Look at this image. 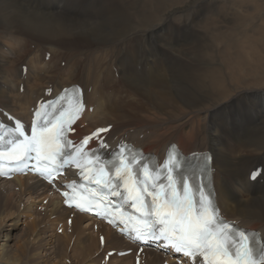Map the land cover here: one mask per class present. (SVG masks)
I'll return each mask as SVG.
<instances>
[{
  "label": "bare ground",
  "instance_id": "6f19581e",
  "mask_svg": "<svg viewBox=\"0 0 264 264\" xmlns=\"http://www.w3.org/2000/svg\"><path fill=\"white\" fill-rule=\"evenodd\" d=\"M1 38L14 50L0 48V123L9 122L7 113L31 122L37 100L78 84L87 105L74 138L110 126L101 135L110 151L129 143L162 159L176 143L186 153L209 152L220 212L264 238V0H0ZM45 50L54 54L50 63L68 58L67 69L53 70H68L77 81L48 79L54 76L48 63L38 64ZM31 52L37 56L25 74L14 64ZM258 166L260 174L250 179ZM17 187L26 202L21 218H40L35 209L46 199L44 222L68 211L74 219L65 237L51 240L46 258L29 253L24 242L11 243L8 230L19 229V221L8 224L0 237L1 264H62L58 253L69 251L72 239L80 249L76 264L173 260L155 249L119 256L136 246L107 224L63 206L40 178L0 177V189ZM91 223L104 233L103 243L84 231ZM110 250V260L101 261Z\"/></svg>",
  "mask_w": 264,
  "mask_h": 264
},
{
  "label": "snow or ice",
  "instance_id": "6c2138e0",
  "mask_svg": "<svg viewBox=\"0 0 264 264\" xmlns=\"http://www.w3.org/2000/svg\"><path fill=\"white\" fill-rule=\"evenodd\" d=\"M82 108L83 105L77 100L75 111L79 112ZM71 122V112L67 114L61 112L55 122L46 121L43 126H34L31 138L17 146L16 154L19 156L21 153L35 151L37 157L47 162L43 170L37 169L44 176H51L53 172L57 171L55 166L57 157L62 158L63 164H75L80 169V174L84 175L85 165L82 161L88 160L89 156V153L84 152V147L95 138L100 141L102 148H106L107 145L103 143L101 134L109 129H97L96 132L84 137L78 145L73 146L72 142L67 141L64 136L65 126ZM17 129H19V125ZM61 140H65L64 145H61ZM66 148H74L76 155L65 151ZM124 151L122 148L119 153L115 154V160L119 161L118 164L114 161L100 164L95 183L103 188L108 195L120 196L121 192L118 190L120 184L116 181L122 182L128 198L133 202L132 206L141 216V219H137L132 224L137 239L147 240L149 237L157 240L163 239L177 252L183 253L185 257L196 259L197 264H264V245L253 249L249 246V237L244 232L237 233L233 226L217 221L209 211L210 201H207L206 197L201 196L200 207L197 208L190 195L192 188L186 177L182 178L180 190L177 188V181L171 175L167 178L169 181L167 190L163 184L157 190L156 184H148L149 170L147 166L137 163V166L144 168L146 177L143 187H140L137 181L132 179L134 168L130 166L136 158L133 156L125 162V159L122 158ZM92 155L95 156L97 162L100 161V157L96 156L94 152ZM88 163H92V161L88 160ZM170 163L173 167L180 166L179 162L173 158H170ZM106 164L113 165L114 177L105 172ZM255 178L253 176V179ZM66 187L72 189L73 192L76 190L75 183ZM145 194L151 198L150 202L146 199ZM63 195L66 197V203L75 199L68 192ZM93 203L101 213L108 215V206L111 202L105 200L104 194L96 197L93 193V199L89 201L88 208H83L80 204L76 206L81 207L82 211L95 210ZM117 213L121 222L126 226L131 223V217L125 218L122 213H119V210ZM101 241L103 242V238ZM257 243L259 244V242Z\"/></svg>",
  "mask_w": 264,
  "mask_h": 264
},
{
  "label": "rangeland",
  "instance_id": "374dc122",
  "mask_svg": "<svg viewBox=\"0 0 264 264\" xmlns=\"http://www.w3.org/2000/svg\"><path fill=\"white\" fill-rule=\"evenodd\" d=\"M19 43L20 42L17 41L14 44V46L16 47V45H18ZM0 48L4 51L5 54H6V52L9 54H12V53H10V51L14 50L11 43L10 42L5 43L2 40V38L0 39ZM41 52H43V51H40L39 56L43 55L44 57L39 59V63H38L39 66L41 63H42L41 65H44V66L46 63H48L46 68L49 67L47 69L52 70L53 72L52 71L51 72H52V74H54V76L52 75V77L50 76L48 79H55L56 78L55 80H57L58 82H62L63 84H66L68 81H77L74 77H70L68 70H67V72H65V71L62 72L59 70L58 71L59 73L58 72L56 73L54 71L55 68H57V66L58 67H65V69H67V66H68L67 64L69 62L68 58L64 57L65 59L64 60L62 59V61H58V64L53 63V62H51L52 63L51 64L50 61L53 59L52 57L54 54L52 52H49L48 50H45L46 53L45 52L41 53ZM36 56H37L36 53L31 52V55H29L28 60L24 59L25 61H23V60L18 61L14 65H16V66L21 65L22 67L23 66L27 67L26 64L29 61L30 57L35 58ZM141 68H143V67H141ZM148 68H149V66H147V69ZM27 72H28V70L26 72L24 70L25 74ZM75 73L77 76L81 75V71H79V70L76 71ZM43 74H45V71L42 72V75ZM45 75H47V74H45ZM20 87H21L20 88L21 91H23L24 90L23 88H25L23 85H21ZM52 93H53V89H50V90H47L46 94H48V96H52ZM12 190H14V188H12ZM19 192H20L19 187H17L15 191H10L8 189H5V190L0 189V202H1L0 203V237H1L2 232L6 233V227L9 228L8 224L13 223L15 221H19V227H18L19 229L14 230V232L10 231V229L8 230V232H10V234L14 235V239L11 243H13L14 241L16 243L24 242V243H26V246L29 250V253H32L36 250L41 251V255H43L44 258H46L47 256H49L51 254V251H52L50 249V246H49L52 242L51 240H54L55 236L59 235L61 237H65L66 234H68L67 231L70 230V225L67 226L66 219H67V221L70 218L74 219L73 212L68 211V214H65L61 218L56 217V215H54L55 218L51 219V221H53V222L48 224V223L44 222L46 220L45 219L46 215L42 214V212L45 211L44 208H42V205L47 206V204H49V201H47L45 199V200H43L42 204L38 205V208L35 209V211L37 213L39 212L41 214L40 218L34 219V218H31L28 216H22V218H21L20 212H22L25 209L26 202H24L25 200L23 201ZM43 215H44V217H43ZM35 222H36V224H35L36 226L34 225ZM64 227H65V229H64ZM63 229H64V231H63ZM84 231L86 233H88L90 236H92L96 243H98V239L100 242L99 236L100 237L104 236V233L100 231V229L97 227V224L93 226L91 223L86 228H84ZM38 237H41V239L37 240ZM74 243H75L74 239H72V241H70L69 246H68V249H70V250L69 251L63 250V251H60L58 253V258H60V261L62 264H76L75 259L78 258V251L80 249H78V247H75ZM109 247H111V246H108L106 248H109ZM133 248H135V249H133V252L131 254L134 256L138 255V248L137 247H133ZM66 252H67V254H66ZM105 255H106V253H105ZM105 255L101 254V261H105ZM116 256H118V255H116ZM23 258H25L24 262H27V263L30 262L29 259L26 258V256ZM109 260H110V258L108 259V261ZM134 264H135V262H134Z\"/></svg>",
  "mask_w": 264,
  "mask_h": 264
}]
</instances>
